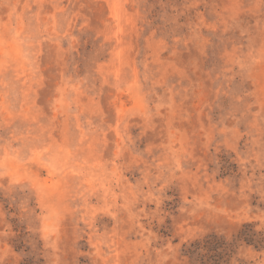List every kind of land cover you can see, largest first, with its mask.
Returning <instances> with one entry per match:
<instances>
[{
    "label": "rangeland",
    "instance_id": "374dc122",
    "mask_svg": "<svg viewBox=\"0 0 264 264\" xmlns=\"http://www.w3.org/2000/svg\"><path fill=\"white\" fill-rule=\"evenodd\" d=\"M210 235L264 264V0H0V264Z\"/></svg>",
    "mask_w": 264,
    "mask_h": 264
},
{
    "label": "trees",
    "instance_id": "16d2710c",
    "mask_svg": "<svg viewBox=\"0 0 264 264\" xmlns=\"http://www.w3.org/2000/svg\"><path fill=\"white\" fill-rule=\"evenodd\" d=\"M246 236H252L245 237L246 241L254 240L255 242H259L257 239H254L253 235ZM213 241H215V238L211 235L206 236L204 239H197L186 248V253L189 254L195 262H199L201 264H221V261H218V259L211 252L210 245Z\"/></svg>",
    "mask_w": 264,
    "mask_h": 264
}]
</instances>
